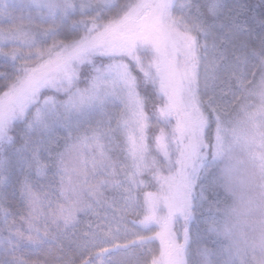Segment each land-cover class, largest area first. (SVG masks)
<instances>
[{"label":"snow or ice","instance_id":"1","mask_svg":"<svg viewBox=\"0 0 264 264\" xmlns=\"http://www.w3.org/2000/svg\"><path fill=\"white\" fill-rule=\"evenodd\" d=\"M264 171V0H0V264H264L213 162Z\"/></svg>","mask_w":264,"mask_h":264},{"label":"clouds","instance_id":"2","mask_svg":"<svg viewBox=\"0 0 264 264\" xmlns=\"http://www.w3.org/2000/svg\"><path fill=\"white\" fill-rule=\"evenodd\" d=\"M215 162L219 165L217 186L226 198L227 220L247 231L264 229V171L240 150Z\"/></svg>","mask_w":264,"mask_h":264},{"label":"trees","instance_id":"3","mask_svg":"<svg viewBox=\"0 0 264 264\" xmlns=\"http://www.w3.org/2000/svg\"><path fill=\"white\" fill-rule=\"evenodd\" d=\"M210 179L214 180L217 182V170L216 169H213L211 170V176H210ZM218 191L220 192L219 188H218ZM221 193V192H220ZM222 194V193H221Z\"/></svg>","mask_w":264,"mask_h":264},{"label":"rangeland","instance_id":"4","mask_svg":"<svg viewBox=\"0 0 264 264\" xmlns=\"http://www.w3.org/2000/svg\"><path fill=\"white\" fill-rule=\"evenodd\" d=\"M213 169H216V170H217V178H218V169H219V165H218L215 161L213 162L210 171L213 170Z\"/></svg>","mask_w":264,"mask_h":264}]
</instances>
